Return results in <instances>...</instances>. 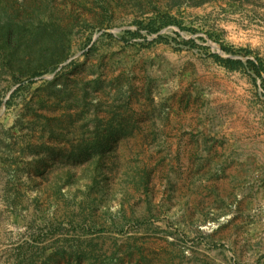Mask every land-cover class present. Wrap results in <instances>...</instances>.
Returning a JSON list of instances; mask_svg holds the SVG:
<instances>
[{"label":"rangeland","instance_id":"374dc122","mask_svg":"<svg viewBox=\"0 0 264 264\" xmlns=\"http://www.w3.org/2000/svg\"><path fill=\"white\" fill-rule=\"evenodd\" d=\"M108 1L47 2L54 70L0 58V264H264V0Z\"/></svg>","mask_w":264,"mask_h":264},{"label":"trees","instance_id":"16d2710c","mask_svg":"<svg viewBox=\"0 0 264 264\" xmlns=\"http://www.w3.org/2000/svg\"><path fill=\"white\" fill-rule=\"evenodd\" d=\"M38 1L28 10L26 0H20L25 17L19 21L0 5V58L5 67L17 71L21 77L39 76L54 70L69 54L72 26L62 23L59 13L47 12L50 0ZM114 4L113 0L108 1L106 7ZM221 62L229 70H237L242 65L231 59ZM248 64L255 76L264 81L262 67L251 61Z\"/></svg>","mask_w":264,"mask_h":264}]
</instances>
